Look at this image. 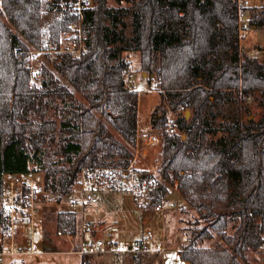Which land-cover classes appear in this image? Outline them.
Here are the masks:
<instances>
[{
	"label": "trees",
	"instance_id": "obj_1",
	"mask_svg": "<svg viewBox=\"0 0 264 264\" xmlns=\"http://www.w3.org/2000/svg\"><path fill=\"white\" fill-rule=\"evenodd\" d=\"M73 1L0 0V175L40 170L45 197L58 202L85 169L115 161V168L127 169L139 124V92L128 85L131 63L121 58L124 48L115 46L117 36L107 24L117 20L109 0H94L86 12L88 50L79 58L59 54L54 60L56 72L84 100L47 68L41 87L31 86L30 48L44 51L48 42L58 43L75 20L69 11ZM116 1L132 3L140 72L162 82L170 110L184 107L192 114L176 120L180 132L163 134L159 167L162 180L177 183L182 199L205 223L192 229L179 249L181 258L189 264H251V254L264 247V117L248 124L238 118L218 140L209 141L204 132L206 113L228 95L248 97L264 89V61L240 50L234 2ZM251 23L264 26V5L251 14ZM51 106L59 122L47 118ZM167 118L161 103L152 124L162 127ZM140 176L158 185L152 204L162 203L168 187L148 172ZM57 228L76 235L77 214L59 213ZM214 236L216 246L200 245ZM146 254L135 253L132 264H149ZM82 264H91L90 256L83 255Z\"/></svg>",
	"mask_w": 264,
	"mask_h": 264
},
{
	"label": "rangeland",
	"instance_id": "obj_2",
	"mask_svg": "<svg viewBox=\"0 0 264 264\" xmlns=\"http://www.w3.org/2000/svg\"><path fill=\"white\" fill-rule=\"evenodd\" d=\"M252 4L253 8L250 15L260 10L264 5V0H252ZM109 6L117 18V20L107 21L113 32L111 36L113 37V34L117 36L115 46L124 48L121 58L128 59L131 63L130 74L133 75V78L132 84L129 85L128 82V85L139 92L140 129L143 131L142 125L150 121L151 124L147 126L153 128L151 133L158 134L161 137V141L158 144L146 147L140 152V157L131 170L138 174H142L144 171L152 174L156 180L168 187V194L164 197L162 203H168L175 199L178 201V205L169 207L165 211L157 212L148 203L135 200L124 189L127 186L125 172L122 171V168H115L117 166V161H115L110 164V168L114 169L112 171V181L97 187L99 188L95 190L98 200L97 204L87 205L85 208L84 222L89 225V231L87 229H85L86 232L82 231V220L79 216L78 232L74 237L69 238L67 233H61L57 228L59 213L71 212L73 202L81 197L80 179L73 190L60 202L47 197L43 204L45 226L43 235L39 240L42 241L39 249L43 248L44 253L33 256L5 257L3 264H82L83 255L76 252L81 246V241L83 239L87 241L98 240L104 238L106 234L116 241L119 252L84 254L90 256L91 264H132V257L135 253L128 252V250L144 232H152L156 246L161 241L164 249L170 247L183 249L188 244L192 229L196 227V224L198 223L199 226L205 225L200 219L198 212L190 205H186L187 203L179 194L176 183H165L159 174L160 165L158 163L162 155L163 135L160 123L152 124V114L154 109L161 103H164L165 107L168 108V115L176 111L169 109V101L166 98L162 100L158 79L156 77H150V79L148 75L143 76L140 72L141 54L137 49L135 40L136 21L130 9L132 3L130 1L119 3L116 0H109ZM50 17L48 16L47 20ZM254 30L248 39L244 41L241 51L263 62L264 26L255 27ZM38 51L30 48L28 53L33 70L31 86L41 87V81L44 79L42 70L47 68L59 82L70 88L75 93V96L83 101V97L56 72L53 60L55 54ZM228 96L229 100L226 103L218 108H211L206 113L204 132L209 141L220 139L223 132L228 127L233 126L238 118L248 124L252 120L258 121L264 117V89H255L248 97L238 92ZM188 111L190 110H185L186 114L184 116L186 120H189L192 116L191 113L190 115L187 113ZM180 117L181 114L174 116L175 119ZM47 118L60 121L58 111L52 106L48 108ZM109 129L119 140H123L110 125ZM132 152L134 158V147H132ZM143 152H145L144 155ZM152 171L153 173H151ZM78 211L81 212L82 209L79 207ZM145 220L147 221L146 224ZM216 244V236L211 240H205L200 243V245L205 247H214ZM163 258L162 252L146 254V260L149 264H162V262L164 264ZM250 259L251 264H264V247L259 252L252 253Z\"/></svg>",
	"mask_w": 264,
	"mask_h": 264
},
{
	"label": "built area",
	"instance_id": "obj_3",
	"mask_svg": "<svg viewBox=\"0 0 264 264\" xmlns=\"http://www.w3.org/2000/svg\"><path fill=\"white\" fill-rule=\"evenodd\" d=\"M48 2L53 0H46ZM236 6V16L238 19V40L240 50L243 43L252 32L255 26L251 23L252 0H232ZM94 0H74L69 8L75 20L70 22L62 32L59 43L48 42L46 50L38 51L44 53H54L53 60L59 54H70L74 58H79L84 54L91 42V35L86 31V12L94 7ZM27 61L31 66V58ZM33 71V70H32ZM131 74L129 85L132 84ZM161 81L159 85L161 86ZM185 108L181 107L176 112L168 115L167 121L162 126L163 134H174L177 132L175 115L184 116ZM151 126H143V131L138 127L137 141L134 146V158L125 172L127 186L124 188L135 200L151 204L157 212L165 211L169 207H176L178 201L173 199L168 203L152 204V192L158 189V185L143 179L137 172L131 170L140 152L146 147H151L161 141L158 134L151 133ZM145 152H143V155ZM110 167L97 168L95 170L85 169L81 174V197L73 202L71 212L77 214L82 220V231H89V225L85 224V208L87 205L97 204L95 194L96 186L112 181V171ZM46 179L45 174L40 170H29L20 173H5L0 175V264H3L5 257L33 256L44 253V249H39L40 238L43 235L45 217L43 204L46 200ZM82 211L79 212L78 208ZM79 219V218H78ZM74 237L72 234L67 235ZM84 236V234H82ZM83 239V238H82ZM153 234L146 231L140 238H137L128 252L131 253H155L163 252L164 246L153 241ZM155 244V245H154ZM43 251V252H41ZM84 254L118 253V245L111 236L106 234L104 238L87 241L83 239L81 246L76 251Z\"/></svg>",
	"mask_w": 264,
	"mask_h": 264
},
{
	"label": "crops",
	"instance_id": "obj_4",
	"mask_svg": "<svg viewBox=\"0 0 264 264\" xmlns=\"http://www.w3.org/2000/svg\"><path fill=\"white\" fill-rule=\"evenodd\" d=\"M143 76H144V74H143ZM150 124H151V122L149 121L148 123H145L142 126H147V125H150ZM138 127H141L140 123L138 124ZM158 164L160 165V162ZM151 173H153V171ZM101 185H99V186H101ZM99 186H96L95 189H99V188H97ZM176 187H177V183H176ZM186 205H188V204H186ZM146 222L147 221L145 220V224H146ZM113 241H114V239H113ZM158 243H163V242L159 241ZM162 254L164 255V258H163L164 259V264H189V262H187V261H185V260H183L181 258V255L179 253V248H177V247H174V248L170 247L168 249H164Z\"/></svg>",
	"mask_w": 264,
	"mask_h": 264
},
{
	"label": "water",
	"instance_id": "obj_5",
	"mask_svg": "<svg viewBox=\"0 0 264 264\" xmlns=\"http://www.w3.org/2000/svg\"><path fill=\"white\" fill-rule=\"evenodd\" d=\"M144 76H147V74H146V73H144ZM187 113L190 115V113H191V112H190V111H188ZM184 138H185V137H184Z\"/></svg>",
	"mask_w": 264,
	"mask_h": 264
}]
</instances>
